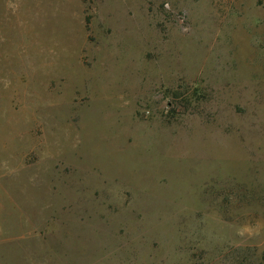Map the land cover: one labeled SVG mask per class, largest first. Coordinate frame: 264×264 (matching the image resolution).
Here are the masks:
<instances>
[{"label": "rangeland", "instance_id": "374dc122", "mask_svg": "<svg viewBox=\"0 0 264 264\" xmlns=\"http://www.w3.org/2000/svg\"><path fill=\"white\" fill-rule=\"evenodd\" d=\"M0 264H264V0H0Z\"/></svg>", "mask_w": 264, "mask_h": 264}]
</instances>
